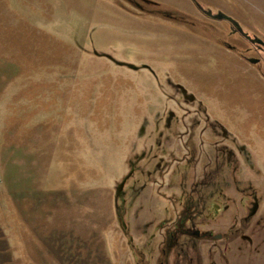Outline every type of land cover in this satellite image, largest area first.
Listing matches in <instances>:
<instances>
[{
    "label": "rangeland",
    "instance_id": "1",
    "mask_svg": "<svg viewBox=\"0 0 264 264\" xmlns=\"http://www.w3.org/2000/svg\"><path fill=\"white\" fill-rule=\"evenodd\" d=\"M198 2L264 41V0ZM232 27L0 0V264H264V50Z\"/></svg>",
    "mask_w": 264,
    "mask_h": 264
},
{
    "label": "water",
    "instance_id": "2",
    "mask_svg": "<svg viewBox=\"0 0 264 264\" xmlns=\"http://www.w3.org/2000/svg\"><path fill=\"white\" fill-rule=\"evenodd\" d=\"M197 7L200 9V11H202V13H204L207 17L209 18H213L216 20H228L230 23H232V25L234 26V29L236 31H239L240 33L244 34L245 36L249 37L252 41H256L259 42L261 44H264V41L260 38H252L246 31H244L241 23L234 18L233 16L227 14L224 11H218V12H214L212 9L209 8H205L201 3L198 2V0H193ZM258 59H254L253 62H256Z\"/></svg>",
    "mask_w": 264,
    "mask_h": 264
},
{
    "label": "flooded vegetation",
    "instance_id": "3",
    "mask_svg": "<svg viewBox=\"0 0 264 264\" xmlns=\"http://www.w3.org/2000/svg\"><path fill=\"white\" fill-rule=\"evenodd\" d=\"M253 39L255 38V37H252ZM251 40V39H250ZM256 44L261 48V49H263L264 50V46L263 45H261V44H259L258 42H256ZM258 60H259V58H257ZM254 60V58H252L251 59V61H253ZM191 218H190V216H188V214H184L183 216H182V220L185 222L186 220H190ZM184 233H186V234H189V235H196V236H205V237H209L210 238V234H209V232H201L200 230H195V231H192L191 229H185L184 230ZM210 235V236H209ZM170 236H171V238H170V240H171V242L170 243H172L173 242V239H174V237H175V230L173 231V232H171V234H170Z\"/></svg>",
    "mask_w": 264,
    "mask_h": 264
},
{
    "label": "trees",
    "instance_id": "4",
    "mask_svg": "<svg viewBox=\"0 0 264 264\" xmlns=\"http://www.w3.org/2000/svg\"><path fill=\"white\" fill-rule=\"evenodd\" d=\"M233 26V25H232ZM232 32H239V31H236L235 29H234V26L232 27ZM252 41V40H251ZM253 211H254V209H253ZM253 211H251V212H253ZM251 216V215H250ZM181 222H182V219H181ZM203 233V232H202Z\"/></svg>",
    "mask_w": 264,
    "mask_h": 264
}]
</instances>
